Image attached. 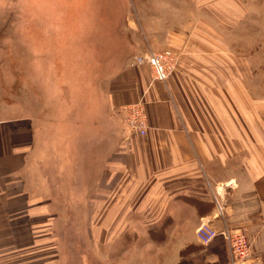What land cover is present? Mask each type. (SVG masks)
<instances>
[{
    "label": "crops",
    "instance_id": "1",
    "mask_svg": "<svg viewBox=\"0 0 264 264\" xmlns=\"http://www.w3.org/2000/svg\"><path fill=\"white\" fill-rule=\"evenodd\" d=\"M208 1H214L210 13L219 27L247 12L237 0H197L194 20L185 26L189 34L210 29ZM139 16L150 18L135 24L148 38L175 35L156 49L172 42L178 52L184 27L164 30L152 11L139 9ZM192 47L200 53L199 45ZM180 60L183 68V54ZM118 80L102 111L86 124L85 136L65 116L56 117L54 144L43 140L36 117L0 120V264H229L221 236L206 245L197 240L195 229L206 218L217 229L241 228L250 243V264H264V102L242 109L214 90L205 96L207 105L194 106L186 91L183 99L177 94L181 77L153 81L147 64L129 65ZM140 96L146 101V134L129 132L122 121L113 129L112 111L121 114V104ZM50 146L59 150L56 177L72 180L64 204L86 214L84 222H68L72 230L66 234L54 215L62 189L43 177L38 150ZM68 164L74 169L66 170ZM35 166L37 176L31 172ZM73 179L86 180L85 186Z\"/></svg>",
    "mask_w": 264,
    "mask_h": 264
},
{
    "label": "rangeland",
    "instance_id": "2",
    "mask_svg": "<svg viewBox=\"0 0 264 264\" xmlns=\"http://www.w3.org/2000/svg\"><path fill=\"white\" fill-rule=\"evenodd\" d=\"M196 1L0 0V120L23 121L36 117L42 122L43 140L54 144L56 117L65 116L77 123L80 136H85L86 124L92 115L102 111L109 88L113 90L120 73L129 67L130 58L142 51V38L145 45L155 50H160L155 46L175 40L174 34L155 33L148 38L141 26L136 30L135 24L142 25L145 19H150L140 17L139 9L158 13L156 19L164 30L179 29L194 20L190 14L197 6ZM237 3L247 10L246 14L223 28L210 13L215 10L214 1H208L210 29L191 35L185 28L179 34L183 37V47H175L179 53L173 51L172 42L162 48L176 54L177 62L170 76L181 77L176 86L180 99L186 91L194 106L207 105V93L221 90L228 94L225 101L238 108L245 109L246 103L248 108L263 107L264 0H237ZM187 41L191 48H187ZM193 44L201 47L200 53H196ZM182 54L183 68L179 66ZM118 114L112 111L111 126L115 130L120 128L121 121L124 123ZM38 150L45 162L43 177L51 186L62 189L57 197L60 201L54 205L57 222H63L59 228L63 234L70 233L72 227L68 222H84L85 211H71L70 204H64L71 196L72 180L56 177L61 163L56 165L54 155L59 150L53 146ZM72 169L68 164L66 170ZM31 172L37 176L38 167H33ZM73 181L80 186L86 182L84 179ZM78 203L74 205L77 207ZM63 245L66 249L70 246Z\"/></svg>",
    "mask_w": 264,
    "mask_h": 264
},
{
    "label": "built area",
    "instance_id": "3",
    "mask_svg": "<svg viewBox=\"0 0 264 264\" xmlns=\"http://www.w3.org/2000/svg\"><path fill=\"white\" fill-rule=\"evenodd\" d=\"M140 47H142V51L131 58L129 65L141 66L147 64L150 69L151 79L165 82L177 62L176 54L169 48L155 50L149 44L145 45L143 38ZM145 104L144 96H140L137 100L122 105L120 108L124 124L129 132L141 136L146 134L148 125ZM230 183L228 182L227 185H230ZM218 208L219 210L221 209L219 204ZM261 217L264 225V207L261 211ZM195 235L197 240L203 245L211 242L216 236H221L228 247L229 264H250L252 255L250 243L241 228L223 226L221 229H217L212 225L211 220L206 218L199 222L195 229Z\"/></svg>",
    "mask_w": 264,
    "mask_h": 264
}]
</instances>
